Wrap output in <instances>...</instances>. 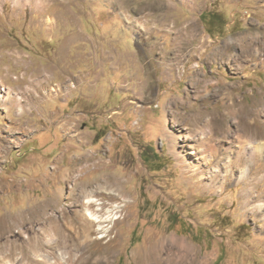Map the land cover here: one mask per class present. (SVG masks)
<instances>
[{"label": "rangeland", "instance_id": "obj_1", "mask_svg": "<svg viewBox=\"0 0 264 264\" xmlns=\"http://www.w3.org/2000/svg\"><path fill=\"white\" fill-rule=\"evenodd\" d=\"M0 90V264H264V0H0Z\"/></svg>", "mask_w": 264, "mask_h": 264}, {"label": "bare ground", "instance_id": "obj_2", "mask_svg": "<svg viewBox=\"0 0 264 264\" xmlns=\"http://www.w3.org/2000/svg\"><path fill=\"white\" fill-rule=\"evenodd\" d=\"M165 17V16H164ZM164 19V18H163ZM162 23V22H161ZM180 30V29H179ZM179 30H177L175 33L177 34V37H178V39H179V44H180V46L178 47V51H179V53L178 54H176V57H187V55L188 56H190V54H191V51L193 50L192 48H190V49H188V50H186L188 47H189V44H190V39H189V34L186 32V34H185V36H184V38H182V40L180 39V31ZM176 37V38H177ZM250 43V45L251 44H253V41H251V42H249ZM251 52H254V49H253V47L251 46ZM17 96V95H16ZM6 97V95L5 94H3L2 93V91L0 90V98L1 99H4ZM18 99L19 98H16V100L18 101ZM15 100V101H16ZM20 101L22 102V100L20 99ZM258 102H259V100L257 101V102H255V104L254 105H257L258 104ZM248 106V105H247ZM248 107H250V106H248ZM246 108V107H245ZM262 108L263 107H261V110H262ZM240 109H241V107H240ZM239 109V111H240V115H241V110ZM244 110V109H243ZM264 110V109H263ZM253 114H256L255 113V110H253V111H249V112H247L246 113V115H244L243 116V118H244V120H243V123H244V126H245V128H246V126L247 125H249L250 126V122L248 121V118L250 119V117H251V115L253 116ZM239 115V116H240ZM238 116V117H239ZM257 116V115H256ZM240 118V117H239ZM254 119V118H253ZM255 121V120H254ZM260 123V122H259ZM262 123L264 124V121H262ZM209 124V123H208ZM240 124H242V123H240ZM239 124V125H240ZM238 125V126H239ZM207 127H208V129H209V131H210V126H208V125H206ZM241 127V126H240ZM239 127V128H240ZM250 129V128H249ZM214 130V129H213ZM240 130V129H239ZM243 130V128H241V131ZM245 131V133H243ZM244 131H242V133L241 134H244L245 136L246 135H248V137H253V135L255 136L256 135V133L259 135H264V131H260V130H252V129H250V131L248 130V128H246ZM238 135V134H237ZM262 135V136H263ZM192 137V136H191ZM237 137H239V136H237ZM241 137V136H240ZM192 140H194L193 139V137H192ZM245 140V139H244ZM246 141V140H245ZM263 146L264 145H261V143H257V144H255L253 147H252V149L250 150V154H252V153H254L255 152V150H257V149H264L263 148ZM208 148V147H207ZM212 148V147H211ZM205 150H207V149H205ZM206 153H208L207 151H206ZM237 154V157H239V153H236ZM209 159V160H208ZM206 161H207V163L206 164H208V167L212 164V165H215L214 163H212L211 161H212V158H211V156H209V157H207L206 158ZM238 162V161H237ZM211 163V164H210ZM216 175V174H215ZM226 175V174H225ZM226 177V176H225ZM111 178V177H110ZM205 178H207V177H205V176H203L202 177V179H205ZM115 181V180H114ZM111 182H113V181H111ZM103 183V182H102ZM97 184V183H96ZM107 184V183H106ZM88 186V185H87ZM110 187H111V185H110ZM114 187V186H113ZM108 188V187H107ZM103 184H98V185H96L95 186V189L94 190H91V191H86V188H84V187H82L80 190H79V195L81 196V197H83V196H93V194L91 193V192H93V191H99V192H105V193H108V194H112V195H115V196H118V195H120V193L117 191H115V190H113V189H111V188H108L107 189ZM115 188V187H114ZM117 189V188H116ZM122 192V191H121ZM245 193H250L249 192V190H246L245 191ZM86 194V195H85ZM91 194V195H90ZM244 194V193H243ZM92 198V197H91ZM79 197L76 199V201H79ZM87 199V198H86ZM120 199V198H119ZM122 200H124V199H122ZM87 202H86V204H84L85 206H88V205H90V199L88 198V200H86ZM127 203V202H126ZM126 205V204H125ZM119 206V205H118ZM90 208V207H89ZM33 210H34V208H33ZM121 210V209H120ZM43 211H44V207H41L39 210H37V212L35 213V212H33L36 216H30L29 218H27L28 219V223L29 224H32L33 222H38L40 225H39V227H40V230H41V232H39L38 231V234H43V235H45V234H47L46 232L49 230V229H51V230H55L56 232H60V230H61V225H59L58 223H56V217L55 216H53V215H49V216H46V217H44V216H42V213H43ZM86 212H84V217H86V219H88V223L90 224H92V222L93 223H95V222H104L105 220H103L102 218H101V216H99V215H97V214H95V213H92L91 211H89L88 210V208H86V210H85ZM87 212H88V214H89V217H87L86 215H87ZM62 214L64 215V211L62 212ZM23 216V215H22ZM20 217V216H19ZM109 216H107V218H108ZM113 217V216H112ZM111 217V218H112ZM118 217V216H117ZM108 220V219H107ZM25 222L26 221V219H21V220H19V219H17V222H13V223H4V226L6 225L7 226V230L8 231H11V229L13 228V227H17L18 229H17V234H20L21 233V230H22V228H23V226H22V222ZM1 226H3V224L2 225H0V227ZM25 230H29L30 232H32L33 230H32V227L31 226H28V227H26V229ZM2 231H3V228H0V232L2 233ZM46 236V235H45ZM44 236V237H45ZM36 237H38V235H36V236H31V235H28L27 236V239L25 240L30 246V248L32 249V248H37V246H40L41 245V241H42V239H41V241H40V239H38V240H36V242H35V239L34 238H36ZM40 237V236H39ZM33 241H34V243H33ZM43 242V241H42ZM165 242V241H164ZM49 247V246H48ZM35 249H34V251H35ZM59 253V252H58ZM145 253V252H144ZM60 254V253H59ZM66 254L65 253H61V255L59 256L60 258L59 259H63V261H65L66 260V256H65ZM137 262H138V264H197V261H196V256L195 255H193L192 253H191V248H190V246L188 245V244H186L184 241H182V240H179V239H176V238H169V240L167 241V242H165V243H158V244H155V246L154 247H152V248H150L148 251H146V253L145 254H143V256H141L140 258H138V260H137ZM59 263V262H58ZM63 263V262H62ZM60 264V263H59Z\"/></svg>", "mask_w": 264, "mask_h": 264}]
</instances>
